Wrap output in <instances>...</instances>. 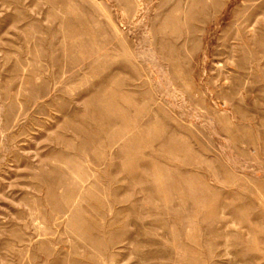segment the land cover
<instances>
[{
    "label": "rangeland",
    "instance_id": "1",
    "mask_svg": "<svg viewBox=\"0 0 264 264\" xmlns=\"http://www.w3.org/2000/svg\"><path fill=\"white\" fill-rule=\"evenodd\" d=\"M0 264H264V0H0Z\"/></svg>",
    "mask_w": 264,
    "mask_h": 264
}]
</instances>
